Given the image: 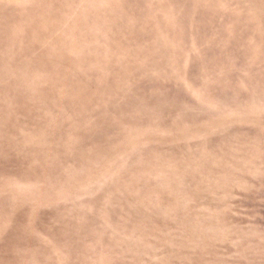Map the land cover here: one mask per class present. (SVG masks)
I'll return each mask as SVG.
<instances>
[{
  "label": "rangeland",
  "instance_id": "obj_1",
  "mask_svg": "<svg viewBox=\"0 0 264 264\" xmlns=\"http://www.w3.org/2000/svg\"><path fill=\"white\" fill-rule=\"evenodd\" d=\"M0 264H264V0H0Z\"/></svg>",
  "mask_w": 264,
  "mask_h": 264
}]
</instances>
